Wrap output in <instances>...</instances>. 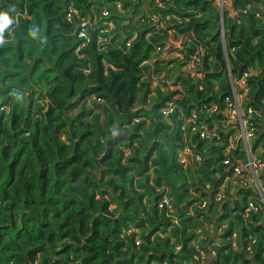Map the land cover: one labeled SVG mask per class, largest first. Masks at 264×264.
I'll return each mask as SVG.
<instances>
[{"label":"trees","instance_id":"1","mask_svg":"<svg viewBox=\"0 0 264 264\" xmlns=\"http://www.w3.org/2000/svg\"><path fill=\"white\" fill-rule=\"evenodd\" d=\"M229 1L0 0V264H187L195 245L216 252L204 264H264L256 194L239 188L216 202L211 192L233 133L223 132L224 101L249 70L243 104L261 111L253 147L264 160V0ZM83 20L92 22L84 45L75 33ZM109 22L103 48L97 38ZM175 36L179 58L163 63ZM195 60L199 75L187 72ZM170 64L182 72L179 88L157 87L136 108L145 80ZM168 101L170 123L161 113ZM179 110L216 125L220 138L182 131ZM187 142L200 164L177 162ZM242 158L238 145L229 160ZM164 193L171 213L157 208ZM249 197L261 207L244 216ZM203 224L212 231L197 235ZM129 225L140 229L138 246Z\"/></svg>","mask_w":264,"mask_h":264},{"label":"built area","instance_id":"2","mask_svg":"<svg viewBox=\"0 0 264 264\" xmlns=\"http://www.w3.org/2000/svg\"><path fill=\"white\" fill-rule=\"evenodd\" d=\"M221 7L224 5V0H220ZM117 9H120V3H117ZM76 12L73 6H69L66 13V18L68 21H72L75 17ZM102 16H108L107 11L102 12ZM92 22L89 20H83L80 23L76 24V36L77 38L83 40L82 45L85 44V41H88V29L91 27ZM106 28L101 30L102 35L98 36V43L103 44V48H105V43L107 42V37L104 36V33H108L111 29H113V24L111 22L106 23ZM130 40L126 42V47H129ZM253 70H249L244 72L241 77L233 82L231 85L230 95L225 99V106L222 110V116L224 117L225 129L224 133L233 132L223 149L225 154V159L223 160L225 167L224 174L220 175L218 178L221 180L220 184L214 192L212 197L216 202H222L224 200L229 199L228 193L233 195L236 190L239 188H249L253 193L256 194L258 201L264 207V185L262 184L261 176L264 172V160L259 158L260 153L262 152V148L257 146L253 147L254 140L257 131V124L254 122V119L257 116H260L261 111L254 108H246L243 104L244 98H246L247 85L246 79L248 76L252 74ZM87 72V70H85ZM264 105V101L262 103ZM176 109L175 104L172 101H168L161 108V113L165 120L170 123L169 116ZM210 113H217L219 110L217 106L212 105L209 108ZM177 117L182 118V131H190V133L198 134L200 138H205L209 140H213L214 138L219 139L220 134L217 133V126L214 125L211 128L198 120L197 113L192 110L190 114L183 115L181 110H179V114ZM241 146V149L244 152V158L235 159L233 161L229 160V155H232L233 150L238 146ZM176 159L177 162L183 166H189L193 163L200 164L202 162L201 155L194 149L193 145H190L188 142L185 143L182 147L176 149ZM206 188H209L206 185ZM233 197V196H231ZM247 204L245 208L244 216H248L249 211L256 212L260 209L261 206H257L254 201L249 197L247 199ZM157 208L159 210H167L169 213L173 211V205L170 196L167 193H164L161 198L158 199ZM206 207L205 202L200 205V208ZM173 223L177 224V218L173 216ZM212 231V227L206 224H203L201 227L197 228V235H202L203 230ZM126 233L128 235L135 234V245L138 246L141 242L140 240V229L129 225L126 229ZM157 234L161 235L160 232ZM168 233H164L161 236H167ZM237 234L234 232L232 234V245H236ZM251 242L247 244L246 251H251V244L255 241V239L249 236ZM196 246V254L193 256V259L188 261L187 264H204L208 263L210 259H212L216 252L213 248L207 247L209 249V253L205 254L201 248ZM179 247H175V251H178Z\"/></svg>","mask_w":264,"mask_h":264},{"label":"rangeland","instance_id":"3","mask_svg":"<svg viewBox=\"0 0 264 264\" xmlns=\"http://www.w3.org/2000/svg\"><path fill=\"white\" fill-rule=\"evenodd\" d=\"M144 3V2H143ZM142 3V4H143ZM218 5L221 7L220 0H217ZM226 8L230 6L229 0H224L223 3ZM222 6V7H223ZM144 10H148L146 5L143 6ZM136 18V15H133V19ZM170 44L167 46V50L161 53L160 57L163 58V63H167L170 60L179 58L178 52L180 51V39L175 36L171 37ZM194 60V59H193ZM199 61L195 60L193 63L189 62L187 66V72H190L191 75L202 73V67L198 65ZM168 68V69H167ZM180 70H174L173 65H168L160 74H155L149 79H146V84H143V87L139 91L134 106L138 107H148L152 102V96L157 87L163 88V86H168L171 89L179 88L178 76ZM186 71L184 73H187ZM182 73V72H181Z\"/></svg>","mask_w":264,"mask_h":264},{"label":"clouds","instance_id":"4","mask_svg":"<svg viewBox=\"0 0 264 264\" xmlns=\"http://www.w3.org/2000/svg\"><path fill=\"white\" fill-rule=\"evenodd\" d=\"M0 19H6V17L0 16ZM0 28H2V25H0Z\"/></svg>","mask_w":264,"mask_h":264}]
</instances>
